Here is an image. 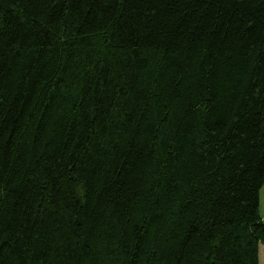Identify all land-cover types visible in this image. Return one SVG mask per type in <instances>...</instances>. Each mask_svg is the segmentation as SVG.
Instances as JSON below:
<instances>
[{
    "label": "trees",
    "instance_id": "obj_1",
    "mask_svg": "<svg viewBox=\"0 0 264 264\" xmlns=\"http://www.w3.org/2000/svg\"><path fill=\"white\" fill-rule=\"evenodd\" d=\"M264 0H0V264H259Z\"/></svg>",
    "mask_w": 264,
    "mask_h": 264
},
{
    "label": "rangeland",
    "instance_id": "obj_2",
    "mask_svg": "<svg viewBox=\"0 0 264 264\" xmlns=\"http://www.w3.org/2000/svg\"><path fill=\"white\" fill-rule=\"evenodd\" d=\"M260 213L264 221V186L260 191ZM259 264H264V246L259 247Z\"/></svg>",
    "mask_w": 264,
    "mask_h": 264
}]
</instances>
